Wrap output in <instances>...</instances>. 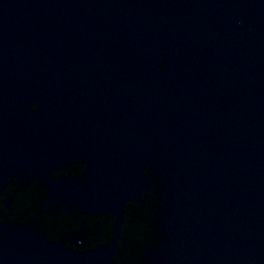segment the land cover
Returning a JSON list of instances; mask_svg holds the SVG:
<instances>
[{
    "label": "water",
    "instance_id": "1",
    "mask_svg": "<svg viewBox=\"0 0 264 264\" xmlns=\"http://www.w3.org/2000/svg\"><path fill=\"white\" fill-rule=\"evenodd\" d=\"M130 206L137 264H264V0H0V264H128Z\"/></svg>",
    "mask_w": 264,
    "mask_h": 264
},
{
    "label": "flooded vegetation",
    "instance_id": "2",
    "mask_svg": "<svg viewBox=\"0 0 264 264\" xmlns=\"http://www.w3.org/2000/svg\"><path fill=\"white\" fill-rule=\"evenodd\" d=\"M19 202V210L25 212L30 210L31 215H26L30 216L27 220L33 221L35 218L39 222L42 231H45L44 229L48 228L52 232L57 233L60 225L70 222L72 216L75 214L67 211V213H63L58 209L53 212L50 211V216L46 217L45 213L48 211V208L31 207L28 209L27 199H20ZM137 216H139V218ZM151 217L152 219L154 218L148 206H138L135 209L130 206L127 210V214L121 219V221H118L115 217L107 216H98V218L85 216L82 217V220L87 221L89 227H93L95 223L99 224L100 228L97 230L101 229L100 235L104 233L108 242L116 245V257L118 256L120 262L137 264L135 258H138L140 253L134 256V246L138 250L141 247H145L146 238L149 234V220ZM95 236L97 235L93 234L90 236V239L98 240L99 235L96 238ZM154 237H156V235H154ZM122 248L123 250L121 251Z\"/></svg>",
    "mask_w": 264,
    "mask_h": 264
}]
</instances>
